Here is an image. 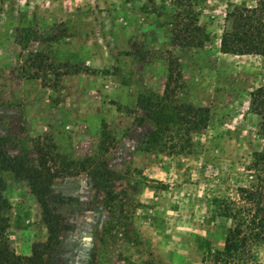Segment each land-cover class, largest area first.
Segmentation results:
<instances>
[{"label": "rangeland", "instance_id": "obj_1", "mask_svg": "<svg viewBox=\"0 0 264 264\" xmlns=\"http://www.w3.org/2000/svg\"><path fill=\"white\" fill-rule=\"evenodd\" d=\"M255 2L0 0L1 145L36 162L35 142L54 143L68 159L100 158L120 178L111 204L88 170L53 180L50 202L64 229L48 264H213L235 224L224 206H250L240 187L263 185L264 217V161L255 155L264 135L250 107L264 82V56L220 49L227 11ZM192 21L206 43H176ZM36 51L54 68L70 69L59 86L28 74ZM172 65L184 83L173 101L207 107L209 122L193 133L190 151L146 150L161 121L137 98L162 94ZM0 216L8 217L6 235L18 254L48 236L28 178L11 170H0ZM252 250L264 264V242Z\"/></svg>", "mask_w": 264, "mask_h": 264}, {"label": "trees", "instance_id": "obj_2", "mask_svg": "<svg viewBox=\"0 0 264 264\" xmlns=\"http://www.w3.org/2000/svg\"><path fill=\"white\" fill-rule=\"evenodd\" d=\"M180 16V13H178ZM228 27L224 30L220 49L233 54H258L264 56V0H256L252 5H236L225 16ZM182 35L175 34L176 43L202 46L207 41L205 30L196 22L184 24ZM204 35V36H203ZM31 39L40 40L38 32L31 33ZM48 55L43 51L31 52L28 56L27 71L30 76L41 78L44 84L57 87L64 74L70 69L59 70L48 62ZM176 65V64H174ZM31 68H35L30 71ZM46 68V69H45ZM52 68V69H51ZM49 70L52 77L42 75V70ZM45 74V73H44ZM184 86L183 75L173 65L170 67L162 94L149 91L138 95L137 102L152 119L160 120L147 136L146 150H169L170 153L190 151L193 145V133L207 127L208 108L196 106L190 102L176 103L177 92ZM174 100V101H173ZM171 102L174 105H171ZM251 110L261 118V133L264 135V82L251 92ZM36 162L27 161L25 156L11 155L0 143V170H11L17 175L28 178L31 191L41 206L42 221L48 236L32 247L30 254H18L11 247L6 235L8 217L0 216V264H48L46 256L60 242L63 228L62 217L50 202L52 182L64 174H74L88 170L93 186L103 190L111 204L114 199V181L119 178L117 172L108 167L100 158H88L80 162L68 159L56 149L54 143L35 142ZM259 161H264V150L255 152ZM263 185L240 187L241 200L250 204L248 207L224 206L222 215L235 219V224L228 228L224 246L213 253V264H262L253 254V244L264 242V217L262 197Z\"/></svg>", "mask_w": 264, "mask_h": 264}]
</instances>
